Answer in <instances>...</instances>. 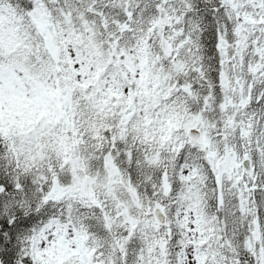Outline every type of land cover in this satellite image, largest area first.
I'll use <instances>...</instances> for the list:
<instances>
[{"label":"snow or ice","instance_id":"6c2138e0","mask_svg":"<svg viewBox=\"0 0 264 264\" xmlns=\"http://www.w3.org/2000/svg\"><path fill=\"white\" fill-rule=\"evenodd\" d=\"M0 264H264V0H0Z\"/></svg>","mask_w":264,"mask_h":264}]
</instances>
